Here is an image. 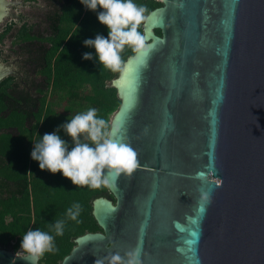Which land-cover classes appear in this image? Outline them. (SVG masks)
Here are the masks:
<instances>
[{
  "label": "water",
  "instance_id": "95a60500",
  "mask_svg": "<svg viewBox=\"0 0 264 264\" xmlns=\"http://www.w3.org/2000/svg\"><path fill=\"white\" fill-rule=\"evenodd\" d=\"M20 1L0 0V23ZM158 1L143 23L153 47L111 82L109 130L140 163L103 177L114 200L92 202L102 231L61 264L137 245L142 264H264V0ZM16 74L0 63V81ZM0 264L28 261L0 248Z\"/></svg>",
  "mask_w": 264,
  "mask_h": 264
},
{
  "label": "trees",
  "instance_id": "16d2710c",
  "mask_svg": "<svg viewBox=\"0 0 264 264\" xmlns=\"http://www.w3.org/2000/svg\"><path fill=\"white\" fill-rule=\"evenodd\" d=\"M49 2L45 37L35 33L34 25L22 17L18 21L11 18L0 31L3 43L20 23L15 38L24 43L22 48L29 53L34 73L24 78L25 84L16 75L0 81V248L16 251L20 236L29 228L39 227L54 236L55 250L44 253L38 264H61L77 237L102 231L92 215L93 200L114 199L105 181L96 187L75 186L59 172L40 170L30 158L32 143L39 139L38 135L56 130L66 118L89 107L96 108V115L104 118L110 128V116L120 100L111 86L118 73L94 60L82 59L85 51H93L83 45V40L96 33L107 34L95 12L86 10L79 0ZM136 2L145 6L146 16L162 6L158 0ZM155 33L160 35V30ZM134 53L125 47L121 57L126 61ZM60 131L71 146V138ZM73 202L81 205L76 220L66 216ZM58 219L65 220L62 235H56L50 226Z\"/></svg>",
  "mask_w": 264,
  "mask_h": 264
},
{
  "label": "clouds",
  "instance_id": "9594fccd",
  "mask_svg": "<svg viewBox=\"0 0 264 264\" xmlns=\"http://www.w3.org/2000/svg\"><path fill=\"white\" fill-rule=\"evenodd\" d=\"M88 11L95 12L98 23L106 29V35L96 33L85 38L83 45L93 51L82 54L84 60H94L97 65L121 73L125 61L121 52L125 47L140 55H147L151 45L145 43L140 26L147 20L145 6L136 0H79ZM97 109L89 107L66 118L56 130L38 135L33 144L30 158L36 161L40 170H47L69 180L73 185L99 186L103 177L111 175L130 176L137 168V152L123 139H116L118 127L110 130L104 118L96 115ZM60 130L71 138L69 141L60 135ZM208 194L204 193V199ZM81 211L79 202L67 208L66 216L76 220ZM65 220H55L50 226L56 235H62ZM19 254L28 264H38L46 252L55 250V238L39 227L29 228L20 236ZM94 264H142L141 250L133 247L123 255L111 252L97 257Z\"/></svg>",
  "mask_w": 264,
  "mask_h": 264
},
{
  "label": "rangeland",
  "instance_id": "374dc122",
  "mask_svg": "<svg viewBox=\"0 0 264 264\" xmlns=\"http://www.w3.org/2000/svg\"><path fill=\"white\" fill-rule=\"evenodd\" d=\"M18 1V0H10ZM49 0H21L14 6H10V13L16 16H6L3 21L0 23L1 28L5 25L7 21L11 18H15L16 21L22 17L29 24H33V30L35 33H38L41 37L47 35L48 23L46 22L45 15L49 9ZM20 26V23L16 24V27L3 41L0 43V63L7 65L11 70L17 72V75L20 73V78L33 76V64L28 60L29 53L24 47V43L20 42L15 38V33L17 27ZM34 56V55H33ZM113 115V114H112ZM110 116V120L112 118ZM15 255H19V250L12 251Z\"/></svg>",
  "mask_w": 264,
  "mask_h": 264
},
{
  "label": "flooded vegetation",
  "instance_id": "af4514ba",
  "mask_svg": "<svg viewBox=\"0 0 264 264\" xmlns=\"http://www.w3.org/2000/svg\"><path fill=\"white\" fill-rule=\"evenodd\" d=\"M20 76H21V74L19 73L18 75L16 74V77H17V79H18V81L22 84H25L24 83V78L25 77H23V78H20ZM26 86V85H25ZM9 185L11 184V187L13 186V184L12 183H8ZM10 187V186H9Z\"/></svg>",
  "mask_w": 264,
  "mask_h": 264
},
{
  "label": "snow or ice",
  "instance_id": "6c2138e0",
  "mask_svg": "<svg viewBox=\"0 0 264 264\" xmlns=\"http://www.w3.org/2000/svg\"><path fill=\"white\" fill-rule=\"evenodd\" d=\"M151 47H153L152 45H151ZM143 56L144 55H142L141 56V58H143ZM127 71H128V68H127V66H125V69H124V73L126 74L127 73ZM120 81H114V83H119ZM134 149V148H133ZM139 161V160H138ZM140 163V162H139ZM139 165V164H138ZM137 247H139L140 248V246L139 245H137ZM140 250H141V248H140Z\"/></svg>",
  "mask_w": 264,
  "mask_h": 264
}]
</instances>
